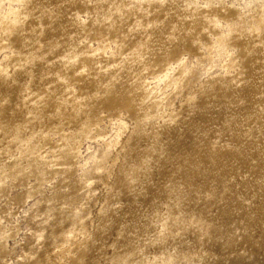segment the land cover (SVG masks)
<instances>
[{
  "label": "clouds",
  "instance_id": "1",
  "mask_svg": "<svg viewBox=\"0 0 264 264\" xmlns=\"http://www.w3.org/2000/svg\"><path fill=\"white\" fill-rule=\"evenodd\" d=\"M77 3L83 5L82 9L69 17L77 32L69 38L67 47L57 42L47 53L52 55L63 48L49 65H58L59 70L43 77L55 76L57 84L67 86V92L56 95L52 84L47 91L34 92L32 68L36 59L45 57H37L32 51L24 55V50L34 46L25 26L29 21L41 22L39 32L31 28L34 42L39 44L42 21L58 18V9L64 4ZM153 8L168 9L169 15L179 14L180 21L192 22L190 28L172 25L166 40L179 39L183 47L177 46L178 51L173 53L171 44L162 46L157 53L159 63L154 62V50L142 51L146 43L125 56L120 52L123 45L114 41L90 47V37L97 26L115 28L125 18L132 19L140 13L152 15ZM142 27L136 19L128 33ZM13 36L24 38L20 50L15 48ZM240 40L254 44L258 41L264 46V0H63L55 7L50 0H0V80L16 84L18 71L28 75L24 85L26 121L10 124L0 119V253H6L0 256V264H85V253L97 243L96 234L110 223L109 213L123 207L119 197L124 191H143L154 157L163 159L157 147L150 144L141 158L132 161L127 148L120 145L121 138H127L125 145L141 134L157 140L161 129L176 124L180 110L185 105L191 108L205 90L214 88L225 77H232L231 82L236 83L241 72V48L237 46ZM101 52L106 57H121L119 64L112 65L120 71L125 70V65L138 66L132 80L135 92L130 96H142L129 100L114 93L120 82L119 72L103 82L101 76L109 69L107 62L101 63ZM81 82H96V90L86 99L112 97L115 111L89 114L78 131L64 132L61 108L66 112L72 107L76 118L81 116L82 106H70L65 98L68 92L74 97L76 85ZM53 96L59 106L47 118H60L61 125L46 131L38 125H43V111ZM260 100L254 116L237 125L250 150L258 155L255 159L249 157L248 170L238 173L246 190L236 195V200L251 222L264 225V169L252 174L260 168L258 161L264 163V92ZM8 103V99L0 100V117ZM244 104L245 100L240 99L239 105ZM130 109L135 111V117ZM117 147L119 152L115 151ZM183 190V184L174 186L171 182L157 188L159 196L154 206L144 209V227L124 235V245H109L103 257L105 264H209L204 241L212 239L214 225L185 214ZM199 198L206 200L208 195ZM42 205H46L43 211ZM232 227L230 239L236 243L250 232L255 235L243 221L239 227ZM192 229L199 233L198 243L187 238ZM262 239L264 235L255 241V247L261 248ZM238 256L240 264H264V256L247 246L239 250Z\"/></svg>",
  "mask_w": 264,
  "mask_h": 264
},
{
  "label": "rangeland",
  "instance_id": "2",
  "mask_svg": "<svg viewBox=\"0 0 264 264\" xmlns=\"http://www.w3.org/2000/svg\"><path fill=\"white\" fill-rule=\"evenodd\" d=\"M149 17L152 16L149 15ZM139 20L143 25L140 30L148 28L145 26L146 24H144L143 19L139 18ZM161 21H163V24L160 23ZM145 22H147V25H158L157 27L149 28L150 30H157L164 27L165 31L166 24L168 26V19L161 18L158 15L147 19ZM142 37V34L138 32L137 34H133L125 42L117 43L123 45L120 49L121 56L128 55L134 49L139 48L141 44L145 43L147 47L142 51L153 49L157 57L154 61L161 59L157 53L162 46L171 44L172 51L175 50L172 42L166 43L164 41L161 43V47L154 48L153 42L146 41ZM113 41L114 39L109 37L108 42L94 40L92 45L96 48L98 43L104 46L111 45ZM129 41H131L130 44L128 43ZM244 41L249 44L250 50L256 53V56L253 57L251 62L245 64L241 50L239 54V67L241 72L236 83L240 86H249L251 83H256V88L260 91V93L256 91L258 92V95H256L260 97V94L264 92V46L259 45L258 41L255 44L248 40ZM238 43L239 41H237V46L239 47ZM112 50L115 51L116 49L113 47ZM107 58H111L112 62L108 65V72L120 71L119 68H114L112 65L119 64L121 57ZM128 69V65H125V70L121 71V74L130 72ZM138 70L136 68L137 72ZM131 71L135 70L131 68ZM121 74L120 76H122ZM102 78L103 82L107 83V76H103ZM131 78H134V76L122 81L120 80L115 85V88L124 87L121 83L127 86L126 81H129ZM25 81L26 79H23V82ZM224 82L222 80L215 84V88H219L225 92L227 83ZM0 85V92H2L5 85ZM82 85H85V82L76 85V92L81 91ZM56 87L59 90L52 91L61 92L62 88H60V85ZM20 88L19 95H14L13 101L15 104L22 101L21 96L22 94L24 95V87ZM87 91H91L89 85ZM212 91L205 90L197 99L198 101H202V103H207L209 100L211 101V106H217L211 109L209 113L210 118L206 121L204 120L206 118L203 116L205 104L204 106L199 105L200 102H198L196 103L197 108H195L194 104L191 108L185 105L178 113L180 118L176 121V124L164 126L157 140H153L151 136L144 138L146 141L142 144L143 149L147 148L150 144L155 145L160 149L159 152L163 156V159L154 157V167L152 172L144 179L143 191L137 189L136 191L129 192L128 190V192L124 191L119 197L123 207L112 212L113 215L108 220L110 223H107V227L96 234L95 239L97 243L89 246L85 254V264H105L103 257L108 252L109 245L116 242L124 245V235L129 231H135L136 229L144 227V209L154 206L153 201L157 200L159 196L156 189L168 182H171L174 186L184 185L182 209L186 215L195 216L203 223L214 225L213 230L210 232L212 239L208 240L206 238L204 241V248L209 253V264H240L238 253L245 246L251 252L264 256V250H262L264 249V239L261 240V248L255 247V241L264 235V225L251 222L248 219V213L240 209V205L236 200V195L246 190V186L240 184L238 173L242 170L247 171L250 163L249 157L255 159L258 155V153L250 150V145L246 143V138L243 137L242 129L237 127V125L243 124L250 117L254 116L255 106L261 100L251 99V95L249 94H241L238 101L235 102V105H230L226 98L228 95L223 97V99H218V90L211 93ZM229 91L230 89H227V92ZM91 93L88 95L90 96ZM229 97L233 98V96ZM240 99L245 100L243 106L239 105ZM96 101L94 100L91 104L90 100L89 104L94 106L98 105ZM177 108H180L179 104ZM88 109L92 110L95 115L100 111H115V107L99 108L97 113L94 112L93 106ZM10 112L13 113V110H10ZM68 116L69 119L64 118L63 120L62 130L64 132H74L75 125L74 123H70V119H73L75 122L78 118H74L72 115ZM8 117L3 115L0 119L10 124L23 123L24 119L27 118V112L25 111L16 122L15 117ZM43 126L47 131L59 125L58 122H53L45 117ZM126 139V137L121 138V146H126ZM136 147L140 149V144ZM129 150H132L130 146L127 147V151ZM115 151L119 152L120 148L117 147ZM141 152L140 158L146 153L142 150ZM233 152L235 155L232 156V160L226 163V159ZM226 154L227 156H225ZM258 164H260V168L255 169L252 174L264 169V163L258 161ZM204 194L208 195V199L204 200L199 198ZM13 196H16L15 192H13ZM43 207H46V205L41 206V211L44 210ZM240 221H243L252 228L255 235L250 232L249 236H245L242 241L236 243L230 239V234L233 230V224L239 227ZM198 237L199 233L195 229H192L187 234V238L193 243H198ZM8 243L11 246L12 241L9 240ZM24 249L27 251V246H24ZM3 255H6V253H0V256Z\"/></svg>",
  "mask_w": 264,
  "mask_h": 264
},
{
  "label": "bare ground",
  "instance_id": "3",
  "mask_svg": "<svg viewBox=\"0 0 264 264\" xmlns=\"http://www.w3.org/2000/svg\"><path fill=\"white\" fill-rule=\"evenodd\" d=\"M60 4H63V0H50V5L53 7L60 5ZM82 7H83V5H81L79 3H77L75 5L64 4L63 7L58 9V18H54L53 20L44 19L42 21V23L44 25L43 35L39 36V44H35L34 38L31 35V28H36L37 31L39 32L40 31L39 24L41 22L40 21H29L28 25L25 26L26 31L29 33L27 38L29 40H33L34 46L30 47L27 50H24V55H27L28 51H32V52H35L37 57H41V56L45 57V59H36L35 60L34 67L32 68V75L35 76V80L33 81V84H32L34 87L31 85L32 91H34V92L35 91H41V92L47 91L49 84H52L54 86L52 88V90L58 89L56 86L59 84L56 83L55 76L48 75L46 79H44L43 77H44L45 73H52V72L59 70L58 65L54 66L52 68H49V65L51 64V62L54 59L58 58V55L60 53L63 52V48L58 49L57 52L53 53L52 55H47V53L51 50V48L57 42L64 45V47H67V45L69 43H71L69 38L72 37L73 35H75V33L77 32V29H76V27H74L73 22H72V20L69 19V17H71L73 12L82 9ZM151 11L153 12V14L151 15L152 17L157 16V15L161 18H164V19H165V16L168 17L167 18L168 19V26L166 24V26H165L166 30L165 31H164V27L161 29H157V30H150L149 28H145L143 30L136 31V32L129 34L128 29L135 24L136 19H139V18L143 19L144 24H146L145 26H147V22H145V21L149 18H152V17H149V15L145 16L144 13H140L138 16H135L132 19L125 18L124 21H118L115 28H108V27L101 28L100 26H97L96 29L93 31V35L90 37V47L94 48L92 45L94 40H99V41L104 40V41L108 42V38L111 37L114 39V41L116 43H121V42H125L128 38H131L133 34H137L138 32H140V34H142V36H143L142 38H144L146 41H151L154 43V45H153L154 48L159 47L161 45V43L164 41H166V43L172 42V44L175 47V50L172 52L175 53L176 51H178L177 46L183 47V44L181 43V41L179 39L175 42L166 40V37L172 31V25L176 24L177 27L190 28L192 26V22L191 21H186V22L180 21L179 14L173 12V14L169 15L168 9H162L160 11H156L153 8V9H151ZM89 27H91V22H89ZM176 35L179 36L180 34L176 33ZM124 36H127L128 38L125 40L123 38ZM149 36H151L150 40L148 39ZM23 39L24 38L20 37V36H13L12 42L14 43L15 48L17 50H20L22 48ZM130 42L131 41H129L128 43L130 44ZM238 44L242 50V56L244 58V63L246 64L248 62H251L253 57L256 56V53H254L250 50L249 44L246 41L240 40ZM41 45H44V47L42 49L40 47ZM37 49H39V51H37ZM245 49H247V50L245 51ZM101 58H102L101 63L107 62V67L109 64L112 63L111 58H107L106 56H104L103 52H101ZM153 59L154 60L157 59L155 51H153ZM160 60L154 61V62L159 63ZM130 67L132 69H134L135 71H130L127 74L126 73L121 74V71L117 70L115 72H108V73L104 74L103 76H107V81H108V79H110L111 76H113L117 72H119L122 75V76H119V80L122 81L124 79H127L128 77H133L134 73H138L136 71V68H138V66L132 67V66L128 65V68H130ZM123 75H126V76H123ZM128 75H133V76H128ZM103 76H101V79H103L102 78ZM14 78L18 81L16 84H13L11 80H8L6 82L4 80H0V84L5 85L2 92H0V100L8 99L9 103L4 106L2 111L6 117L9 116L8 118H14L15 117V122H16L17 119H20V116L25 111L28 113V108L24 107V102H25L26 97L23 94L21 96L22 101H20L18 104H15V102L13 101L14 95L15 94L19 95L18 92L21 91L20 87L23 88L24 85L27 83L28 75L24 71H18ZM23 79H26V81L23 82ZM133 79H135V76H134V78H131L129 81H126L127 86L123 85L121 83V85L124 87L115 88L114 93H119V95L121 97L128 98L129 100H131L133 98H138L139 96H142L143 95L142 93L136 94L135 97L130 96V93L135 92V86L132 84ZM232 79H233L232 77H225L223 79L225 81L224 83H227V88L225 87L226 88L225 92H223L219 88H215V86H214V88L210 89V90H213L211 93L218 90V96H217L218 99H220V98L223 99V97H226L228 95L226 98H227V101L230 103V105H232V104L235 105V102L238 101L241 94H249V95H251V99H256V100L260 99V97H257L258 92L260 93V91L257 90L256 85H255L256 83H251L249 86H240L237 83H232L231 82ZM79 84H81V83H79ZM88 85H89L91 91H87ZM0 87H1V85H0ZM60 88H62V87L60 86ZM81 88L82 89L80 92L75 91L74 97H73L71 92H68V95L65 97L68 101V105H70V106L75 105L76 107L82 106L80 118H78L75 122L73 121V119H70V123H74V125H75L74 132L78 131L79 126L82 123L83 118H85L89 114L95 116L93 111L88 109L89 107L93 106L95 113H97L99 111V108L115 107V101L112 97L105 98L104 100H99V101L97 100L96 103L98 105H95V106L91 105L94 100H91V104H89L90 100L86 99V97L90 92H94L96 90V82H85V85H82ZM227 89L228 90L230 89L231 92L230 91L227 92ZM256 91H258V92H256ZM54 92H56V91H54ZM64 92H67V86H64L62 88L61 92L57 91L56 95L62 94ZM229 96H233V98L229 97ZM33 99H35V97H33ZM76 102H78V103H76ZM198 102H200L199 105L204 106V104H205L203 116L206 118V119H204L206 121L208 118H210L209 113H210L211 109L213 107H217V106H211L210 105L211 101H209V100L207 103H202V101L197 100L194 103L195 108L198 107L196 104ZM17 105H19L20 107L18 108ZM58 106H59V102L56 100V97L53 96L48 101L47 107L43 111L44 117L47 118V117L51 116L50 114L54 113L55 109ZM10 110H13V113H15V115H13V113H11ZM130 111H131V115L133 117H135V115H136L135 111H132L131 109H130ZM61 112L63 113V116L65 119H69L68 115H72L74 118H76V114L72 111V107H68L66 112L64 111L63 108H61ZM59 119L60 118H54V119H49V120H51L53 122L54 121L58 122V125H61V121L59 122ZM25 121H26V119H24V122ZM38 127H44V126L38 125ZM146 136L147 135H143V134H141L139 136H134V137H132L130 144L125 146L126 148L128 146H130V148H132L131 151L130 150L127 151V156L132 161H137L140 158V154H142L141 150L143 152H146L147 148L143 149L144 147L142 146V144L146 141V140H144V138ZM138 144H140V149H138L136 147V146H138ZM157 150L160 151L159 148H157ZM233 155H235L234 152L230 153V155H229L230 157L226 159V163H228L230 160H232ZM225 156H227V154ZM129 192H131V190H129ZM43 208H45V207H43ZM112 215H113V213L112 214L109 213L108 220Z\"/></svg>",
  "mask_w": 264,
  "mask_h": 264
}]
</instances>
